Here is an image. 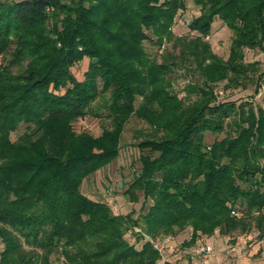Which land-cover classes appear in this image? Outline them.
<instances>
[{"label":"trees","instance_id":"trees-1","mask_svg":"<svg viewBox=\"0 0 264 264\" xmlns=\"http://www.w3.org/2000/svg\"><path fill=\"white\" fill-rule=\"evenodd\" d=\"M193 1V36L172 31L185 0L0 1V264H156L152 241L186 227L185 247L216 230L264 240V107L214 94L253 82L244 50L264 49V0ZM215 18L232 32L226 59L206 40ZM147 40L170 49L158 61ZM84 57L77 79L70 68ZM181 68L198 81L176 91L169 76ZM99 99L109 127L75 132ZM131 116L149 130L121 192L150 201L138 219L80 192L117 157ZM207 133L223 137L208 144Z\"/></svg>","mask_w":264,"mask_h":264},{"label":"rangeland","instance_id":"rangeland-1","mask_svg":"<svg viewBox=\"0 0 264 264\" xmlns=\"http://www.w3.org/2000/svg\"><path fill=\"white\" fill-rule=\"evenodd\" d=\"M0 1H18V0H0ZM67 1V0H63ZM199 14V6L194 4L193 0H185V8L179 10L176 14L172 31L174 35L188 34L193 36L194 33L190 32L188 22ZM152 39L154 37L150 34L149 30H145ZM232 37V32L221 22L220 19L215 18L210 35L206 38L214 53L223 59H226L229 53V46ZM143 47L145 52L150 57H155L158 61L161 60V54L165 50L170 49V43L165 42L162 46H158L153 42L144 41ZM245 62H255L258 72L253 77V82H246L244 87H226L225 82H220L214 87V94L217 101H234L237 104L240 102L248 101L254 106L264 107V76L257 78V75L264 72V49H245ZM1 61V56H0ZM88 59L82 58L80 61L73 64L70 68L71 73L75 78L80 79L82 72L86 69ZM184 68V67H183ZM176 69L169 76L172 87L174 90H181L182 86L188 81H198L197 74L190 69L184 72V69ZM255 90H257L255 92ZM179 96H182L180 93ZM137 100V99H136ZM104 99L96 100L92 103L91 108L93 112H97L98 116L92 114L85 115L72 123V128L75 132H87L93 136L99 135L104 128L109 127V121L106 119L102 103ZM136 104V102L134 103ZM24 124L19 123L15 130L10 133L9 139L15 140L16 137L23 131ZM143 135L148 134V126L144 122L131 116L123 127L120 139L119 150L117 157L108 165L95 171L93 174L83 179L80 192L85 196L104 201L114 214H124L128 211L133 212V217L139 218L140 214L147 209L150 201L143 203L142 197L138 192L136 202H129L127 197L121 192L126 187L127 183L132 179L133 174L139 168L138 156L144 153L145 150L140 151L136 147V143L142 138ZM223 134L214 135L207 133L205 135V142L210 143L215 138L221 139ZM121 183L123 187L120 188ZM133 231L138 232L137 228ZM128 232L125 233L127 238ZM255 231H250L245 234L239 235L240 238L233 242V250L223 252L227 254V258H238L240 264H264V240L257 238ZM129 240L130 237H128ZM238 241V245L235 242ZM1 247V246H0ZM227 251V250H226ZM235 252V255L231 253ZM53 259V256H51ZM228 260V259H227ZM228 262V261H227ZM230 262V261H229ZM232 262V261H231ZM235 264V262H233ZM238 263V264H239ZM53 264V263H52Z\"/></svg>","mask_w":264,"mask_h":264},{"label":"crops","instance_id":"crops-1","mask_svg":"<svg viewBox=\"0 0 264 264\" xmlns=\"http://www.w3.org/2000/svg\"><path fill=\"white\" fill-rule=\"evenodd\" d=\"M191 232V228L186 227L185 229L173 236L163 238L165 240V248L162 251L161 258L157 261L156 264H165L166 262H169L171 264H234L233 262H235V264L239 263L240 260L238 258L229 259L227 258V254H223V252L233 250V242L234 240L236 241L240 238L239 235H222L216 230L210 236L201 235L196 239L193 245L185 247L182 245V243L190 238ZM199 238H202L212 246L213 253L206 258L202 257L201 255H195L192 253V250ZM235 245H238V241L235 242ZM231 255H235V252L231 253Z\"/></svg>","mask_w":264,"mask_h":264},{"label":"built area","instance_id":"built-area-1","mask_svg":"<svg viewBox=\"0 0 264 264\" xmlns=\"http://www.w3.org/2000/svg\"><path fill=\"white\" fill-rule=\"evenodd\" d=\"M153 246L159 251L160 255L165 248V240L162 238H155L153 241ZM192 253L195 255H201L202 257H208L213 253L212 246L207 243L202 238H199L192 250Z\"/></svg>","mask_w":264,"mask_h":264},{"label":"water","instance_id":"water-1","mask_svg":"<svg viewBox=\"0 0 264 264\" xmlns=\"http://www.w3.org/2000/svg\"><path fill=\"white\" fill-rule=\"evenodd\" d=\"M96 59H92V62L95 63Z\"/></svg>","mask_w":264,"mask_h":264}]
</instances>
